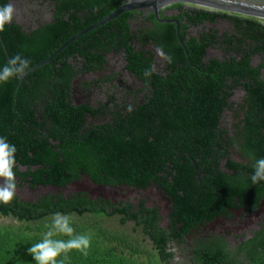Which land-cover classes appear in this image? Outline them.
Masks as SVG:
<instances>
[{
	"label": "flooded vegetation",
	"instance_id": "1",
	"mask_svg": "<svg viewBox=\"0 0 264 264\" xmlns=\"http://www.w3.org/2000/svg\"><path fill=\"white\" fill-rule=\"evenodd\" d=\"M67 1L7 0L15 14L6 28L34 42L74 14ZM133 12L124 50L86 55L79 37L50 61L52 79L28 80L27 113L17 84L0 99V137L17 149L8 205L62 195L106 213L155 209L171 264H198L207 248L249 264L264 236V181L250 179L264 158V19L181 3L159 10L172 23ZM61 32L63 43L76 35Z\"/></svg>",
	"mask_w": 264,
	"mask_h": 264
},
{
	"label": "trees",
	"instance_id": "2",
	"mask_svg": "<svg viewBox=\"0 0 264 264\" xmlns=\"http://www.w3.org/2000/svg\"><path fill=\"white\" fill-rule=\"evenodd\" d=\"M6 2L7 0H0V7L4 6ZM66 3L67 8H74V14L67 20L58 18L57 25L51 27L46 35H40L34 42H24L28 39L26 40L20 33L17 38H13V35L5 26L4 31L0 32V36H2L3 42L8 48L9 55L13 58L20 54L22 57L27 58L30 61L29 69H31L50 57L63 44L64 40H59L62 25H65L68 29L65 39H69L116 10L124 3V0H70ZM134 13L127 12L117 17L81 36L73 44L87 41L86 55H103V53L105 54L110 50L109 48L117 47L115 44H118V47L124 50L126 46L128 47L130 39L128 22L132 19ZM256 25L258 28H262L260 25ZM17 47L20 48V51L16 50ZM92 47L97 49L98 54L91 49ZM59 55L61 53L57 54L54 60H58ZM0 57L1 66L3 67L6 64V58L1 44ZM53 62L35 69L23 80H17L15 77L7 83H3V87L0 88V99L10 96L12 87L17 84L19 99L24 104L23 108L19 107V111L20 113H27L25 111L28 108L25 90L28 86V80L32 76H37L36 79L40 83L43 82L44 78L49 79L50 77L52 79L54 74ZM25 131V126L19 123L18 133L22 136L21 139L26 137ZM18 156L28 157L26 153H18ZM35 162L44 163L43 156L37 155ZM55 175L56 173L51 175L49 182H54L53 177ZM76 201L75 196L66 200L62 195H46L41 197L40 201L34 203L25 204L15 201L11 206L0 204V216L11 217L18 223L0 224V264H36L34 258L29 254V249L32 244L42 239V233L47 231L45 225L51 223L53 215L57 212L66 214L71 218L72 227L75 229L74 234H86L91 240L87 255L72 250L67 253L65 264H171V253H168L165 249L167 238L164 231L156 225L158 216L155 209L145 210L146 215L144 216L139 212L137 215L129 216L124 208L106 213V210L97 207L96 203L83 201L79 197ZM114 216L119 217L120 226L124 227L134 223L131 227V233L121 229L110 230L105 220ZM140 235L141 238H139ZM54 238L68 239L66 236ZM254 240H250L248 243ZM148 243L151 244L150 248L146 245ZM202 254L203 259H197L198 264H241L236 263L234 260L236 256L231 257L230 253L224 248H219L217 251L215 248H207L206 252ZM60 259H64V254L58 257V260ZM248 260L249 264H264V236L256 238V244L253 245Z\"/></svg>",
	"mask_w": 264,
	"mask_h": 264
},
{
	"label": "clouds",
	"instance_id": "3",
	"mask_svg": "<svg viewBox=\"0 0 264 264\" xmlns=\"http://www.w3.org/2000/svg\"><path fill=\"white\" fill-rule=\"evenodd\" d=\"M15 8L12 3L0 7V32L4 31L7 24L14 19ZM158 54L171 62V57L164 56L161 50ZM30 61L17 54L3 67H0V83H7L10 79L21 76L29 69ZM144 75L150 76L151 72L145 70ZM129 110L130 107H129ZM15 145L10 144L6 138L0 137V204H10L17 194V183L14 168L16 166ZM251 181L256 184L264 181V158L257 159L253 166ZM47 231L42 233V239L32 244L29 254L34 258L36 264H65L67 253L77 250L87 255L90 247V237L86 234H74L71 218L60 212L53 215L50 224H46ZM57 236H66L68 239H56ZM64 254V259L58 257Z\"/></svg>",
	"mask_w": 264,
	"mask_h": 264
},
{
	"label": "water",
	"instance_id": "4",
	"mask_svg": "<svg viewBox=\"0 0 264 264\" xmlns=\"http://www.w3.org/2000/svg\"><path fill=\"white\" fill-rule=\"evenodd\" d=\"M189 4L194 6H199L203 8H207L214 11L226 12L229 14H238L246 17H254L258 19H264V0H124V3L118 7L116 10L97 21L93 25L88 28L82 30L74 37L70 38L68 41L63 43L57 50L46 60L37 64L33 68L29 69L25 74L21 76H17L19 80L29 74L30 72L38 69L46 64H49L50 61L59 54L66 46L71 44L73 41L77 40L79 37L89 33L90 31L97 29L104 24L116 19L117 17L126 14L127 12H151L158 19V22H168L172 23V20H167L163 18H159V10L171 4ZM0 44L5 53L7 60H11L4 44L0 37ZM1 219H5V216H0Z\"/></svg>",
	"mask_w": 264,
	"mask_h": 264
},
{
	"label": "rangeland",
	"instance_id": "5",
	"mask_svg": "<svg viewBox=\"0 0 264 264\" xmlns=\"http://www.w3.org/2000/svg\"><path fill=\"white\" fill-rule=\"evenodd\" d=\"M105 223L106 225L109 227L110 230H114V229H121L123 231H126V232H130L131 233V227H132V223L128 224L127 226H120L119 222H118V219L117 218H110V219H107L105 220ZM0 224H6V225H10V224H18L16 221H13L12 219L9 220V221H6V220H0ZM20 225V224H19ZM139 234V232H138ZM139 238H141V235L139 236ZM146 243V242H145ZM148 245L147 247L150 248L151 247V244H146ZM145 245V246H146ZM176 263L178 264H187V262L184 260V259H179L176 258Z\"/></svg>",
	"mask_w": 264,
	"mask_h": 264
}]
</instances>
